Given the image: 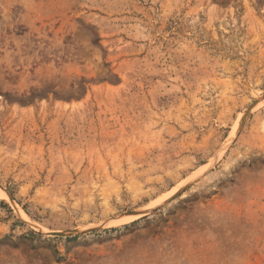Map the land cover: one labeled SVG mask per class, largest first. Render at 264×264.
I'll return each instance as SVG.
<instances>
[{"label": "rangeland", "instance_id": "374dc122", "mask_svg": "<svg viewBox=\"0 0 264 264\" xmlns=\"http://www.w3.org/2000/svg\"><path fill=\"white\" fill-rule=\"evenodd\" d=\"M0 191V264H264V0H0Z\"/></svg>", "mask_w": 264, "mask_h": 264}, {"label": "water", "instance_id": "95a60500", "mask_svg": "<svg viewBox=\"0 0 264 264\" xmlns=\"http://www.w3.org/2000/svg\"><path fill=\"white\" fill-rule=\"evenodd\" d=\"M256 102H254L253 104H251L247 110L245 111L244 113V116L241 120V125L242 123L244 122L245 118L247 117V115L249 114V112L252 110V108L255 106ZM132 214H137V212H133ZM88 232V231H86ZM85 232H82V231H72V232H68V233H64V232H52V233H48L47 235L49 236H57V237H64V236H74V235H77V234H83Z\"/></svg>", "mask_w": 264, "mask_h": 264}, {"label": "bare ground", "instance_id": "6f19581e", "mask_svg": "<svg viewBox=\"0 0 264 264\" xmlns=\"http://www.w3.org/2000/svg\"><path fill=\"white\" fill-rule=\"evenodd\" d=\"M173 192H174V191L172 190V191L168 194L167 197H169ZM0 197H3V193H1V191H0ZM164 198H166V197H164ZM164 198H163V199H164ZM163 199H162V200H163ZM162 200H160V201H162ZM162 202H163V201H162Z\"/></svg>", "mask_w": 264, "mask_h": 264}]
</instances>
